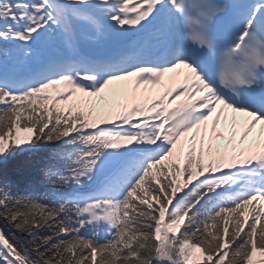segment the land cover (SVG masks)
<instances>
[{"label": "snow or ice", "instance_id": "6c2138e0", "mask_svg": "<svg viewBox=\"0 0 264 264\" xmlns=\"http://www.w3.org/2000/svg\"><path fill=\"white\" fill-rule=\"evenodd\" d=\"M0 264H264V0H0Z\"/></svg>", "mask_w": 264, "mask_h": 264}, {"label": "trees", "instance_id": "16d2710c", "mask_svg": "<svg viewBox=\"0 0 264 264\" xmlns=\"http://www.w3.org/2000/svg\"><path fill=\"white\" fill-rule=\"evenodd\" d=\"M7 178L12 181L27 180L35 175V167L28 155L19 156L8 165Z\"/></svg>", "mask_w": 264, "mask_h": 264}]
</instances>
